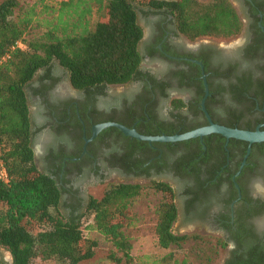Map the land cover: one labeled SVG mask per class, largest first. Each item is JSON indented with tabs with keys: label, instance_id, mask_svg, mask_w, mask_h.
I'll return each mask as SVG.
<instances>
[{
	"label": "flooded vegetation",
	"instance_id": "flooded-vegetation-1",
	"mask_svg": "<svg viewBox=\"0 0 264 264\" xmlns=\"http://www.w3.org/2000/svg\"><path fill=\"white\" fill-rule=\"evenodd\" d=\"M229 1L243 30L220 40H190L167 8L136 4L142 62L127 84L77 90L58 61L42 69L26 86L32 146L38 168L61 186L62 205L85 207L89 185L169 183L174 228L217 236L222 264H264V142L215 134L148 142L113 126L93 137L108 122L149 136L195 130L210 123L204 99L213 123L264 130V0Z\"/></svg>",
	"mask_w": 264,
	"mask_h": 264
},
{
	"label": "trees",
	"instance_id": "trees-1",
	"mask_svg": "<svg viewBox=\"0 0 264 264\" xmlns=\"http://www.w3.org/2000/svg\"><path fill=\"white\" fill-rule=\"evenodd\" d=\"M136 4L167 8L179 32L190 40L230 39L243 30L229 0L0 1V60L9 56L0 63V168L2 162L8 173V182L0 180V247L10 252L11 264L38 260L81 264L92 259L98 244L84 235L82 221L88 214L93 215L91 227L115 247L116 253L111 254L115 263L189 264L185 257L172 254L161 259L135 258L124 231L133 202L146 189H154L161 196L155 224L159 246L171 251L189 239H200L175 232L178 209L169 183H114L101 198L91 197L85 207L64 206L61 186L35 162L26 86L55 61L68 71L77 90L101 91L107 85L132 81L142 62L139 44L144 34ZM17 42L25 49H13ZM247 130L254 127L248 125ZM214 136L226 141L220 134ZM0 264L8 263L0 259Z\"/></svg>",
	"mask_w": 264,
	"mask_h": 264
},
{
	"label": "rangeland",
	"instance_id": "rangeland-1",
	"mask_svg": "<svg viewBox=\"0 0 264 264\" xmlns=\"http://www.w3.org/2000/svg\"><path fill=\"white\" fill-rule=\"evenodd\" d=\"M2 1V0H0ZM28 1V0H27ZM55 0H48L52 3ZM238 11V10H237ZM97 16H94V21ZM36 33V32H35ZM105 185H89L86 188V196L89 198H101ZM161 202V196L153 189H146L132 204V213L129 219L125 220L124 229L132 242L131 254L135 258L151 257L161 259L172 254L174 257H185L189 264H222L225 252V245L217 236H210L204 232L193 231L191 227L182 226L179 222L175 225V232L181 235H198L200 239H189L181 245V248L166 250L159 246L155 231L157 221V208ZM84 235L89 240H95V256L81 264H118L111 257L116 253L115 247L108 237L103 236L91 226L93 215L88 214L83 221ZM112 254V255H111ZM118 256L120 254L118 253ZM0 259L12 263V256L9 251L0 247ZM35 264H56L54 261H36ZM121 264H126L122 262Z\"/></svg>",
	"mask_w": 264,
	"mask_h": 264
},
{
	"label": "water",
	"instance_id": "water-1",
	"mask_svg": "<svg viewBox=\"0 0 264 264\" xmlns=\"http://www.w3.org/2000/svg\"><path fill=\"white\" fill-rule=\"evenodd\" d=\"M209 94L208 88L206 86V96ZM205 99L203 100V110L209 120V124L200 128H197L195 130L185 132L182 134H175L172 136H146L138 133L135 129H130L126 126H123L119 123L114 122H108V123H101L99 125H96L94 127L93 131V137H95L98 132L101 130L107 128V127H116L120 129L124 134L135 137L139 140H144L148 142H177V141H185L189 139H195V138H203L204 136L210 135V134H220L224 136L227 140L234 138L237 140L248 142L250 147L254 143H261L264 142V130H261L260 128H257L254 131L251 130H244L239 128H231L224 125H220L217 123H213L211 120V117L209 113L207 112L205 108ZM250 147L248 149V153L250 152Z\"/></svg>",
	"mask_w": 264,
	"mask_h": 264
},
{
	"label": "built area",
	"instance_id": "built-area-1",
	"mask_svg": "<svg viewBox=\"0 0 264 264\" xmlns=\"http://www.w3.org/2000/svg\"><path fill=\"white\" fill-rule=\"evenodd\" d=\"M15 47H18L20 49H25V45L22 42H17L16 45L13 47V49ZM8 57H9L8 55L3 56L0 60V63L2 61H5ZM0 180L3 182H8V173H7L6 168L2 164V162H1V168H0Z\"/></svg>",
	"mask_w": 264,
	"mask_h": 264
}]
</instances>
